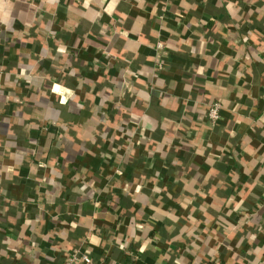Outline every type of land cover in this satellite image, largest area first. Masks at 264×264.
Returning a JSON list of instances; mask_svg holds the SVG:
<instances>
[{"label":"crops","instance_id":"obj_1","mask_svg":"<svg viewBox=\"0 0 264 264\" xmlns=\"http://www.w3.org/2000/svg\"><path fill=\"white\" fill-rule=\"evenodd\" d=\"M72 253L264 264V0H0V264Z\"/></svg>","mask_w":264,"mask_h":264},{"label":"built area","instance_id":"obj_2","mask_svg":"<svg viewBox=\"0 0 264 264\" xmlns=\"http://www.w3.org/2000/svg\"><path fill=\"white\" fill-rule=\"evenodd\" d=\"M221 109H222V104L219 101L212 102L210 107L208 108V117L213 124H215L217 121L220 120ZM78 259H80V256L77 253H72L69 256L68 262L66 264H74ZM81 259H83L88 263L91 261L89 256L87 255H82Z\"/></svg>","mask_w":264,"mask_h":264},{"label":"trees","instance_id":"obj_3","mask_svg":"<svg viewBox=\"0 0 264 264\" xmlns=\"http://www.w3.org/2000/svg\"><path fill=\"white\" fill-rule=\"evenodd\" d=\"M101 114H102V113H101ZM103 115H104V112H103ZM103 115H102V117H103ZM123 125H124V124H122V126H121V130H120V131L124 134V132H125V126H123ZM5 229H6V228L2 227V228H1V232L5 231Z\"/></svg>","mask_w":264,"mask_h":264}]
</instances>
